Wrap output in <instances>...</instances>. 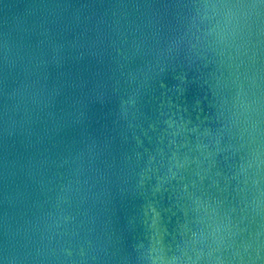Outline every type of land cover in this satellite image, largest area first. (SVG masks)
<instances>
[{"label":"water","instance_id":"95a60500","mask_svg":"<svg viewBox=\"0 0 264 264\" xmlns=\"http://www.w3.org/2000/svg\"><path fill=\"white\" fill-rule=\"evenodd\" d=\"M0 264H264V0H0Z\"/></svg>","mask_w":264,"mask_h":264}]
</instances>
